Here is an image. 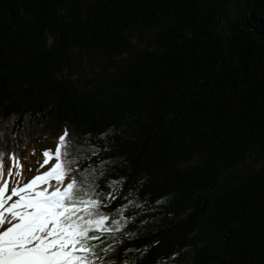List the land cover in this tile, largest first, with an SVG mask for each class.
<instances>
[{
    "label": "trees",
    "instance_id": "obj_1",
    "mask_svg": "<svg viewBox=\"0 0 264 264\" xmlns=\"http://www.w3.org/2000/svg\"><path fill=\"white\" fill-rule=\"evenodd\" d=\"M1 120L5 156L67 131L78 182L122 181L104 261L264 264V0H0Z\"/></svg>",
    "mask_w": 264,
    "mask_h": 264
},
{
    "label": "snow or ice",
    "instance_id": "obj_2",
    "mask_svg": "<svg viewBox=\"0 0 264 264\" xmlns=\"http://www.w3.org/2000/svg\"><path fill=\"white\" fill-rule=\"evenodd\" d=\"M67 135L65 131L58 138L54 154L50 151L42 153L41 167L55 160L48 171L25 183L17 180L10 186L11 178L20 175L19 158L12 155L8 178L0 183V264H97L98 261L129 264L126 259L104 261L97 252L98 245L93 243L109 236L112 243L101 249L103 253L112 252L120 245L121 237L117 234L124 227L122 221L128 204L115 210L120 219L113 217L110 226L106 225L110 217L101 208H107L116 199L122 181H108L111 191L106 198L98 199L101 194L94 180L85 184L73 175L76 160L66 151ZM100 138L103 139L104 134ZM99 151L101 149L94 147L92 155ZM5 155L0 151V178L3 177ZM109 163L101 161L99 166L103 168ZM103 175L104 172H100V176ZM51 180L55 181L54 185L49 183ZM132 194L129 191L128 196ZM128 203L134 202L129 200ZM122 235L131 239L133 234ZM131 251L139 250L126 249L125 253ZM158 264L166 262L159 261Z\"/></svg>",
    "mask_w": 264,
    "mask_h": 264
},
{
    "label": "rangeland",
    "instance_id": "obj_3",
    "mask_svg": "<svg viewBox=\"0 0 264 264\" xmlns=\"http://www.w3.org/2000/svg\"><path fill=\"white\" fill-rule=\"evenodd\" d=\"M7 128V123L5 120L0 121V130ZM62 135L61 131L53 132L50 135L35 137L34 135L25 136L24 141L26 146L21 152V155L18 156L20 162L19 172L20 175L13 176L11 178V184H14L17 180L21 183L28 182L33 179L36 175H41L43 172L48 171L52 164L55 163V160H51L48 165L41 167L43 164L44 157L42 153L44 151H50L54 154L55 148L59 143V137ZM12 155L5 156L4 159V168H3V177L0 178V183L3 179L8 178L9 168L12 166ZM15 171V170H14ZM50 184H55L54 180L49 181ZM67 183V180L65 181Z\"/></svg>",
    "mask_w": 264,
    "mask_h": 264
}]
</instances>
